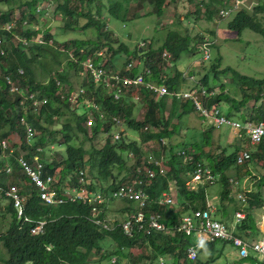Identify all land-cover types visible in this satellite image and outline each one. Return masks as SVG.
I'll return each instance as SVG.
<instances>
[{"label": "trees", "instance_id": "obj_1", "mask_svg": "<svg viewBox=\"0 0 264 264\" xmlns=\"http://www.w3.org/2000/svg\"><path fill=\"white\" fill-rule=\"evenodd\" d=\"M95 1L97 0H0V7L6 6L0 9V23L12 18L15 6L21 11L14 31L1 33L5 39L0 45V140L8 137L11 132H16L20 149L15 150L8 160L13 166L11 173L5 172L4 168L9 164L4 159H0V187L16 185L24 197L22 217L18 218L13 200L0 191V245L4 248V255L0 253V264H89L93 255H98L100 260H106L109 264H120V258L126 257H132V264H209L214 261L211 256L208 255L209 260L202 261L198 257L199 253L194 261L186 260L185 251L187 246L192 243V238L184 233H164L156 230L145 233L141 230H134L132 235L128 236L119 227L105 230L96 226L90 215V206L79 201H66L55 205L46 204L41 201L37 189L30 180L17 169L16 156L23 154L29 160L30 151L34 147L40 146L44 175L49 174L54 178V187L57 190L76 185L79 172L83 173L82 176L86 181L84 185L87 188L101 189L105 192L118 185H127L134 179H140L142 180L141 186L152 198H156L164 191H169L170 184L173 183L176 188V203H174L177 205L176 209L172 205H157L152 202H149L144 208L145 213L159 212L167 226L175 223L183 213L207 206L206 185L196 189H188L185 186L188 177L187 171L191 170L193 163H183L181 156L173 151V145L170 143L166 142L164 145L159 143L160 138L169 139L177 133L181 117L195 111L193 104L188 99L169 94L156 97L155 94L149 93L147 88V84L153 82L163 83L169 91L180 89L185 83L182 71L173 70L171 75L164 80L161 79V60L164 59L161 54L163 51L169 53V59L174 61L182 52L200 47L204 38L192 36L187 31L181 33L176 29L168 30L159 47L152 49L151 45H148L147 51L142 57L141 67L138 66L130 71L131 74L140 70L144 72V83L138 87L124 88L123 94L117 100L113 98L112 89L95 84L87 73L83 74L79 88L73 89V86L67 85L69 84L68 73L62 68L63 60L67 61L68 66L80 70L82 68L83 71L81 62L87 57H91L95 64H101L107 70L118 68L121 72L124 71V65L130 60L128 58L129 60L123 65L114 66L115 56L121 52L128 53V47L122 42H119L116 48L112 46L111 43H116L117 39L112 41L113 34L106 28L107 21L104 19L105 17H102V11L106 7L110 17L125 22L127 19H132L129 17H132L133 13L137 11L138 5L136 2L132 4L130 0H107V2L101 0L102 5L98 7L99 4L96 5ZM189 1L193 2L194 0ZM223 1L197 0L194 14L204 17L206 21H211L215 17L218 7L223 5ZM50 2L65 18L64 28H71L73 21L77 20V16L85 17L86 22L82 28H95L98 31V39L69 40L57 47L52 35L46 31L42 33L43 43L30 42L28 46H22L15 39L14 34L22 36L38 34L37 29H32L29 24L36 18V6L46 9ZM151 3L152 13L159 17L164 14L168 0H151ZM91 5L95 6L96 15L92 14ZM130 11H133L131 15ZM43 12L45 13V11ZM24 18L29 24L22 30ZM227 27L238 34L245 28L250 29L258 33L264 42V0H256L251 11L245 8L238 9L228 22ZM49 40L51 43H48ZM1 47L4 50L3 53H1ZM69 52H71L70 55ZM128 55L137 56L135 52H130ZM211 67L215 77L220 73L231 74L232 80L238 86L240 98L236 99L226 95L223 88L219 92L213 90L208 84L207 75H203L197 85L214 92L213 95L204 99L205 107H219L221 103H225L227 111L225 115L227 116L235 114L244 121L264 122V101L258 106L255 105L256 101L264 97V76L254 78L240 74L231 67L219 70L218 61L214 62ZM19 69L22 70L19 77L29 89L35 91L38 96L47 98V102L35 111L31 108L23 111L19 105L20 97L10 94L8 86L3 81V77L7 74H19ZM146 69H149L147 74H145ZM38 71H40L39 76H37ZM50 73H54L60 79L67 94L72 90L84 89L85 92L78 94L74 104H71L66 98L61 99ZM136 95L139 98L138 101L133 98ZM87 101L95 102L105 113L104 118L101 119L95 112L94 123L90 127L85 123L87 110H83L82 113L77 112L78 107H86ZM250 101L254 103L248 105ZM137 103H140L144 108L141 119H136L134 116V108ZM22 115L36 129L33 146H28L25 143L23 127L19 124V117ZM113 116L122 118L131 130L139 133L140 140L133 139L128 142L121 138L113 140L111 138L112 125H114L111 117ZM62 117H65V121L59 129L48 127L54 123L55 119L60 120ZM145 125H151L154 130L145 131L143 128ZM207 127L208 129L202 131L206 145L210 142V132L214 129V125L210 123ZM78 133H81L89 141V148H84L82 141L76 142ZM102 133H106L108 136L103 141H99V134ZM59 137L61 141L58 145H63V151L57 152L52 159H47L44 151L49 148L50 144L56 145ZM148 142L157 144L150 145L151 148L148 149L155 153L153 155L157 156V159L161 158V153L169 155L163 161L166 172L163 175L156 174L150 179L144 176L142 170H137L146 157L141 144L148 145L150 144ZM16 144L11 145L16 148ZM184 149L190 153L193 152L194 161L202 163L217 176L216 181L219 180L223 184L221 197L225 198L229 179L225 171L232 167L236 168L238 172V167L243 165V163L237 164L236 162L240 150L243 149L241 144H237L230 153H226V150L222 149L223 155L218 160L211 154H205L202 147L198 145H192L189 150ZM125 151H130L133 154L130 168L126 166L123 157ZM249 152L250 158L244 162V165L250 163L260 175L259 185H264V139L251 146ZM2 153L0 146V154ZM203 157L207 163L202 161ZM114 168L118 170L126 168L127 173L116 180L117 177L113 174ZM244 168L246 172H249L247 166ZM104 178H112V182L107 186H103L101 183L97 185V181ZM249 194L247 201L250 202V205L255 203L259 206L262 201L261 193ZM123 201L129 203L126 207L128 213L129 210L134 209L131 201ZM103 210L100 217L106 218L105 208ZM24 217H27L28 220H23ZM42 220L45 221V224L41 232L31 234L30 229ZM250 220L247 217L246 221ZM219 242L204 241L210 249H213ZM109 243L115 247L111 249L108 246ZM134 247L141 248V252L136 256H131L129 251ZM112 256L116 257L114 262L110 261ZM159 258L163 260L161 263Z\"/></svg>", "mask_w": 264, "mask_h": 264}, {"label": "rangeland", "instance_id": "obj_2", "mask_svg": "<svg viewBox=\"0 0 264 264\" xmlns=\"http://www.w3.org/2000/svg\"><path fill=\"white\" fill-rule=\"evenodd\" d=\"M101 0L95 1V4L102 5L100 3ZM103 2H107V0H102ZM139 5L137 6L138 15L135 18L127 19L125 22H122L119 19L112 18L108 15L107 8L104 7L102 11V17H105L107 21V30L112 33V41L117 39L116 43H111L114 48L118 47V43L122 42L128 47V53L121 52L120 54L116 55L118 57V62L120 65H123L127 60H134L136 62L134 68H138L140 63L142 62V57L144 53L147 51L148 45H151L152 49L159 47L167 34V31L170 29H176L181 33L187 31L192 36H199V37H208L211 41L209 43V59L202 60V50L201 48H194L190 51H184L180 54V56L171 61L170 59H162L161 60V73L166 76L172 74L173 70H180L182 73H186L187 75H192L196 81H200L203 75H207L208 84L209 86L215 90L220 91L221 88L224 89V93L230 97H234L236 99L240 98V92L238 90V86H236L235 81L232 80L231 74H218L217 77L214 76V72L212 70L211 65L218 61L219 62V70L224 69L226 67H231L232 69L236 70L240 74L251 76L254 78H260L264 76V42L261 39V36L250 30V29H243L239 34L231 30L227 27L228 22L233 18L234 14H231L228 18L223 19L221 21L213 19L211 21H206L204 17L197 16L194 14V10L196 9L195 4L197 0L190 2L189 0H168V5L165 9V12L161 16H156L152 13V3L151 0H138ZM133 4V0H130ZM256 0H242L239 4L240 8H245L248 11H251L253 5H255ZM131 4V5H132ZM6 6H1L0 9ZM220 7H218L219 9ZM90 9L92 14L96 15L95 6L91 5ZM16 10V11H15ZM26 10V9H25ZM44 8L41 7L40 11H37L35 15V20L30 22L32 29H37L38 34H42L48 31L52 38L56 41L55 45L60 47L59 44L69 41V40H97L98 31L95 28H86L83 29L82 25L85 24L86 18L77 16L76 19L73 21V25L71 28L66 29L64 28L65 18L55 9V5L52 4L48 7V11L46 14L43 12ZM133 11H130V15ZM144 13H149L145 14ZM41 14V15H40ZM21 15V11L18 7L15 6L14 8V15L12 18L17 21ZM145 40L146 47L142 48L141 50L137 47L139 41ZM210 41V42H211ZM199 43V42H198ZM94 49V48H93ZM136 53V57H132L128 55L129 53ZM71 53V52H69ZM104 55V54H103ZM162 55V54H161ZM129 58V59H128ZM139 61V64H138ZM163 66H166L163 68ZM62 68L68 73V86H73V89L79 88V84L82 81L83 71L82 68L77 69L76 67H71L67 65V61H62ZM51 74V73H50ZM40 75V71L37 72V76ZM193 81L189 77L188 79L185 78V83L183 85V89L191 87ZM198 84V82H197ZM264 101V97L260 100L255 102V105L258 106ZM254 102L250 101L248 105H252ZM83 110H87V107H78L77 112L82 113ZM220 110L222 113L227 114L226 108L224 103L220 104ZM144 112V108L140 103H137V106L134 108V116L136 119H141ZM247 114V112H246ZM67 117V116H65ZM65 117H62L60 120L55 119L54 123L48 125L51 129H59L61 124L64 123ZM233 120H238L241 123H244L242 119H240L237 115L233 114L228 116ZM121 122L118 125H112L111 133L115 130L122 131L121 140L128 142L130 140H140V134L131 130L120 118ZM209 120L208 119H200V116L197 112L193 111L181 117V120L178 124V131L169 139L166 138L165 140L167 144L173 145V151L182 150V148L190 149L192 145H198L202 147V150L205 154H211L214 156L216 160L220 159L222 154V149L226 150V153H230L234 150V147L237 144H241L243 149L251 148L249 144V140L246 138L244 134L241 136H233L231 133V126L223 125L218 129L214 127L210 132V142L208 145L205 144L204 137L202 135V131L208 129ZM94 123V122H93ZM210 123V122H209ZM207 124V126H205ZM93 125V124H92ZM109 133V134H111ZM108 134L102 133L99 134V141H103ZM112 138V136H111ZM8 143L16 144V150L20 149L18 146L19 140L18 135L16 132H11V134L6 137ZM240 140V141H239ZM61 138L59 137V141L55 143L56 145H49L44 153L47 159H52L55 154L59 151H63V145H58L60 143ZM82 141V145L84 148H89L90 143L89 141L83 137L81 133H78L77 143ZM185 143V144H183ZM166 144V143H165ZM150 145H157V144H141L142 151L145 152L146 157L142 166L148 165V161L150 159H157V156H154L155 153L151 152ZM18 147V148H17ZM162 151V150H161ZM160 151V152H161ZM195 151V149H194ZM147 152V153H146ZM193 154V152H191ZM154 154V155H153ZM123 157L125 158L126 166L130 168L131 163L133 162V154L130 151H125L123 153ZM126 156V157H125ZM206 156V155H204ZM160 157L168 158L169 155H165L161 153ZM10 156L2 153L0 154V159H4L7 164H10L8 161ZM144 158V157H143ZM62 159V158H61ZM59 159V160H61ZM204 163H207L205 157L202 158ZM247 164L243 163L240 167H238L239 171L243 174L246 172L245 168ZM250 167V166H249ZM258 171L254 168L253 172ZM127 173L126 168H122L118 170L117 168L113 169V174L116 175V180H119ZM225 173L234 178L237 173L236 168H229L225 171ZM255 173V172H254ZM245 175H249L246 173ZM217 177V176H216ZM112 182V178H104L101 181H97V185L101 183L103 186H107V184ZM240 185L236 184V187ZM223 189V184L219 180L215 181V183L206 185V200H209L217 207L216 218L222 220L226 224H230L234 222V209L237 204H241V199L237 197L236 191H234L233 196H226L225 198L221 197V191ZM168 192L173 200V208L176 209L177 205L175 201L176 195V188L173 183L170 184V190L165 191ZM129 203L119 199H112L109 200L106 205H109V211L106 212V217L109 221L115 222L122 220L125 215L123 212H120V209L127 207ZM134 208L136 207V203L132 202ZM133 211L129 210V212ZM107 243V242H106ZM111 249L115 246L109 243L108 245ZM219 245H215V248H218ZM199 255L198 257L202 261L209 260L208 257V246L206 244L203 245V248L198 250ZM130 255L136 256L140 254L141 248L134 247L130 249ZM0 253L4 255V248L0 245ZM116 259L115 256H112L110 261ZM239 260L237 255V248H235L232 244H225L222 247V253L216 261H213L209 264H225L228 262H237L240 264H249L248 259H243L242 261ZM132 264V257L120 258V264ZM236 263V264H237ZM89 264H109L106 260H100L98 255H93L90 258Z\"/></svg>", "mask_w": 264, "mask_h": 264}, {"label": "built area", "instance_id": "obj_3", "mask_svg": "<svg viewBox=\"0 0 264 264\" xmlns=\"http://www.w3.org/2000/svg\"><path fill=\"white\" fill-rule=\"evenodd\" d=\"M242 0H224L223 5L217 10L215 15V20H223L228 18L231 14H234L239 9V4ZM52 3L47 5L46 13L48 7ZM41 6H37L36 11H40ZM24 26L27 24L26 20L23 22ZM17 26V21L13 18L6 22L0 23V45L4 41V36H1L2 32H13ZM24 29V27H23ZM15 39L22 45L28 46L30 42L43 43L44 39L42 35H19L14 34ZM204 37L203 42L199 45L202 50V60L209 59V43L213 41ZM51 43V40L48 41ZM137 47L139 49L146 47L145 40L139 41ZM4 50L1 47V53ZM101 53L99 52V55ZM70 55V53H69ZM162 57L164 59H169L170 54L163 51ZM136 62L134 60H129L124 65V71H119L118 68L105 69L101 64H95L91 57H87L81 62L83 67V74H86L93 80L95 84L103 85L107 89H112L113 98L117 100L121 94L124 92V88L127 87H138L144 83V72L138 71L131 74L130 71L135 67ZM139 64V61H138ZM19 74L11 75L7 74L3 77L4 83L8 86L9 93L14 96H19V105L23 111L27 108L32 110H37L39 106L47 102V98L40 97L35 91H31L29 87L23 82L19 75L22 74V70H18ZM149 73V69L145 70V74ZM51 77L55 81L56 87L58 89V94L61 99L66 98L71 104L76 102L77 96L80 92H85L84 89L80 91L72 90L68 94L63 88V84L60 79L51 73ZM167 78L163 73H161V79ZM148 92L155 94L156 97H163L166 94L175 97H181L188 99L194 106L195 111L199 114L202 120L208 119L214 127L219 128L223 125L231 126V129L235 132L236 136H241L244 134L249 140L250 145L258 144L262 139H264V122L263 121H243L233 120L227 115L221 112L220 108L217 106L205 107L203 101L206 97L214 94L213 91L207 90L205 87L194 85L187 89L172 90L169 91L168 88L163 83H153L147 84ZM136 99H139L138 96ZM87 107V120L86 126L90 127L94 122V113H98L99 118H104V111L92 101L86 102ZM111 120L114 125L120 124L121 120L113 116ZM19 124L23 127L24 140L26 145L33 146L34 138L36 135V129L26 120L25 116L19 117ZM145 131L154 130L151 125H145ZM122 131L115 130L112 132V139L119 140ZM160 145H164L166 140L164 138L159 139ZM0 146L4 154L11 157L15 153L16 148L8 143L7 139L3 138L0 140ZM42 148L40 146L34 147L30 151L29 160L25 158L23 154H18L16 156L17 169L20 170L34 185L37 189L39 198L46 204H61L66 201L74 202L79 201L82 204L90 206V215L93 223L101 229L112 230L115 227H119L125 235H132L134 230H141L145 233H149L150 230H156L164 233L170 232H181L189 236H193L195 241L187 246L185 255L186 260L194 261L197 258V245L196 241H201L205 238L207 241H228L235 248H237V255L240 259H245L249 255L254 256L255 259L251 264H264V237L258 240H247L239 236L234 235L228 227L220 220L215 219L209 208L206 209H195L190 213L180 216V218L173 223L171 226H167L165 221L162 220L159 212L145 213L144 208L152 202L157 205H173V200L168 192H162L156 198H152L147 194V192L141 186L142 180L134 179L129 184L118 185L104 192L101 189H89L84 183L86 182L82 176V172H79V177L76 185L69 188H62L57 190L54 187V178L51 175H44V166L41 161L40 152ZM176 154L181 156L183 163H193L191 170L187 171V179L185 186L188 189H196L199 186L208 185L214 182L216 175L211 172L207 167H204L202 163L195 162L193 154L182 148V150L176 151ZM250 158V152L248 149L240 151L236 158L237 164H242ZM164 158L150 159L148 165H140L137 170H142L144 176L147 178H153L156 174L163 175L166 169L163 165ZM5 172L11 173L13 166L11 164L5 166ZM53 183V184H52ZM4 195L13 200L14 207L17 210V217H22V204L24 197L20 194L19 188L16 185H9L6 188H1ZM249 193L248 190L244 189V192L237 195L241 199L244 205L247 202ZM112 199L119 200H129L136 203V208L133 211L126 214V216L120 220L118 223L109 221L107 218L100 217L105 204ZM263 213L261 219L264 221V202L262 204ZM244 218V213L242 210H237L234 213V224L240 223ZM23 220H28L24 217ZM45 221H38L31 229V234H38L41 232ZM115 259L113 258L112 262ZM160 263L163 261L159 258ZM236 264V263H232Z\"/></svg>", "mask_w": 264, "mask_h": 264}, {"label": "crops", "instance_id": "obj_4", "mask_svg": "<svg viewBox=\"0 0 264 264\" xmlns=\"http://www.w3.org/2000/svg\"><path fill=\"white\" fill-rule=\"evenodd\" d=\"M133 1L136 2L137 5H139V1H137V0H133ZM138 14L139 13H138V10H137L136 12L133 13L132 18H135V16L138 15ZM145 14H149V13H144V15ZM118 57L119 56H115V58H114V66L115 65H117V66L120 65L119 62H118ZM140 65H141V63H140ZM164 67L166 69V66H163V68ZM139 70H140V68H139ZM191 76L192 75H187L186 73H183V77L184 78L188 79L190 77L191 80L193 81V84L191 86L197 85L198 81H196ZM182 87L180 89H183ZM180 89H178V90H180ZM133 98H134L135 101H138V99H136L137 95L135 97H133ZM224 105H225V103H224ZM208 125H210L209 122H208ZM205 126H207V124ZM231 133H232L233 136H236L234 134L235 132L232 129H231ZM236 138H237V136H236ZM148 143H150V142H148ZM242 150H244V149H242ZM242 150H240V151H242ZM164 159H166V158H164ZM247 169H248L249 172H245L244 174L241 171H239V169H238V172L235 173L236 176L234 178L229 177L228 185H227V191H228L227 192V196H233L234 195V191H236V193H237L236 195H238V194L244 192V189H246L251 194H253V193H258L259 194V193H261V196H262L261 203L259 204V206H257L255 203L251 206L250 202H248V201L244 205H242L243 204L242 202H241L240 205L237 204L235 209H234V213L237 210H242L243 213H244V218H243V220L240 223H237V224H234V222L232 223L233 218L230 221L229 225L224 223L222 220H220V221L223 222L228 227V229L231 230V232L234 235L239 236V237H241L243 239H247V240H258V239L264 237V221L261 219V216H262V213H263L262 204L264 202V185H259V176L260 175L256 171H254L255 173L253 172L254 168L252 167V165L250 163H248ZM246 173H248L249 175H245ZM215 181H216V178H215L213 183H215ZM236 184L240 185V186L236 187ZM258 185H259V188H258ZM249 193L246 194L248 197L250 195ZM206 202H207L206 208H209L211 210L212 216L215 219L219 220L218 218H216V212H217V207H215L216 205L213 204L212 202H210L209 200H206ZM206 208H199V209H206ZM107 210L108 211L110 210L109 209V205L105 206V214H106ZM120 212H123V215H125L128 211H127V209L125 207L123 209H120ZM190 212L183 213L182 215L190 213ZM247 217H249L251 219L249 222L246 221ZM247 224H249V225H247ZM191 238H192V243H193L195 241V238L193 239V236H191ZM204 241H207V240L205 238H203L200 242L196 241L197 253H199L198 250L201 249V247L203 248V245L205 244ZM217 241H220L217 244V245H219L218 248L214 247L213 249H210V247H208V251H209L208 255L211 256V258L214 261H216L219 258V256L221 255L222 247L225 244L231 245V243L228 242V241H222V240H217ZM197 242H198V244H197ZM245 259H248L249 260V264H251L252 261H254L255 257L249 255ZM242 260L243 259L239 258V260H237V261H242ZM232 263H237V262H228V263H225V264H232ZM242 263L244 264V262H242ZM237 264H240V263H237Z\"/></svg>", "mask_w": 264, "mask_h": 264}, {"label": "clouds", "instance_id": "obj_5", "mask_svg": "<svg viewBox=\"0 0 264 264\" xmlns=\"http://www.w3.org/2000/svg\"><path fill=\"white\" fill-rule=\"evenodd\" d=\"M221 7V6H220ZM36 8H37V6H36ZM36 8H35V13H37V11H36ZM46 9L44 8V10L43 11H45ZM218 10V9H217ZM217 10H216V12H217ZM215 12V13H216ZM45 13H46V11H45ZM44 13V14H45ZM216 15V14H215ZM215 18V17H214ZM17 19V18H16ZM26 19L24 18V20L22 21V24H23V22L25 21ZM26 22H27V20H26ZM24 25V24H23ZM26 26H28V23L24 26V29L26 28ZM24 29H22V30H24ZM36 35H42V34H36ZM44 39V38H43ZM114 200V199H113ZM132 202V201H131ZM105 206H106V204H105ZM105 206H104V208H105ZM136 208V207H135ZM134 208V209H135ZM104 211V210H103ZM106 217V216H105ZM107 218V217H106Z\"/></svg>", "mask_w": 264, "mask_h": 264}, {"label": "bare ground", "instance_id": "obj_6", "mask_svg": "<svg viewBox=\"0 0 264 264\" xmlns=\"http://www.w3.org/2000/svg\"><path fill=\"white\" fill-rule=\"evenodd\" d=\"M106 191H108V190H106ZM105 192V191H104ZM193 239H194V237H193ZM197 244H198V242H197Z\"/></svg>", "mask_w": 264, "mask_h": 264}]
</instances>
